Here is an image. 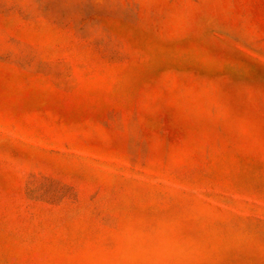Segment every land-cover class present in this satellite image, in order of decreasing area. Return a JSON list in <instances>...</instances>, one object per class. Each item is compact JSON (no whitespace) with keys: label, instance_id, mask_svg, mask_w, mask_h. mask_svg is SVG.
<instances>
[{"label":"rangeland","instance_id":"374dc122","mask_svg":"<svg viewBox=\"0 0 264 264\" xmlns=\"http://www.w3.org/2000/svg\"><path fill=\"white\" fill-rule=\"evenodd\" d=\"M0 264H264V0H0Z\"/></svg>","mask_w":264,"mask_h":264}]
</instances>
